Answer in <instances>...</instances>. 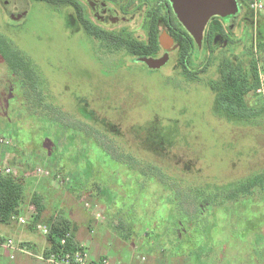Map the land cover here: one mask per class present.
I'll return each mask as SVG.
<instances>
[{"label":"rangeland","instance_id":"obj_1","mask_svg":"<svg viewBox=\"0 0 264 264\" xmlns=\"http://www.w3.org/2000/svg\"><path fill=\"white\" fill-rule=\"evenodd\" d=\"M28 2L27 16L17 22L9 21L0 5L1 36L12 41L40 70L47 82V102L66 114L62 122L69 125L79 121L92 126L95 140L104 147L101 150L96 144L77 143L75 135L59 132L57 128L50 143L39 144V139L28 131L41 127L54 132L53 127L44 125V118L37 123L29 121L24 105L12 112L11 78L0 58V140L7 142H0V166L7 164L15 176L23 179L25 196L21 214L29 219L28 224L36 212L31 197L37 194L42 197L45 218L62 212L77 226L88 222L90 231H94L91 234L103 226L107 242H115L117 237L109 226L107 211L113 191L118 207L123 205L124 210L131 204L123 198L124 194L152 196L156 191L153 186L139 190L136 183L141 177L139 172L130 177L134 184L129 181L125 166L128 160L114 159L118 153L130 154L135 161L161 168L166 176L181 181L179 186L183 188L223 187L264 173V117L247 122L221 116L214 109V96L207 85L209 80L218 78L217 66L224 57L246 60L251 47L258 63H262L258 43L264 38V14H251L243 5L241 18L248 17V21L243 25L240 19L235 24L228 45L215 41L214 52L209 59H203L210 62L207 70L199 74L198 81L189 82L181 69L175 67L174 60L159 71L150 70L141 62H133L123 49L87 37L76 29L69 30L66 7ZM152 125H157L167 144H171L169 154L159 155L145 146L144 136ZM7 129L19 130L21 144ZM142 130L144 134H140ZM95 180L101 187L100 194H95L99 199L91 195ZM152 181L150 178L148 183ZM216 216L222 228L217 234L225 239V234L230 236L236 226V219L255 215L252 211L232 214L220 210ZM27 226L20 227L33 238L30 244L34 245L36 256L41 255L47 247L46 238L36 226L32 229ZM17 227H10L15 236L21 231ZM87 245L92 253L102 250L93 241ZM137 253L139 258L147 256L142 250ZM253 256L251 252L245 264H264ZM33 258L26 257L24 264H44ZM137 263L140 264V259ZM0 264L17 261L6 259Z\"/></svg>","mask_w":264,"mask_h":264},{"label":"trees","instance_id":"obj_2","mask_svg":"<svg viewBox=\"0 0 264 264\" xmlns=\"http://www.w3.org/2000/svg\"><path fill=\"white\" fill-rule=\"evenodd\" d=\"M33 1L44 2L51 6H66L69 2L68 0ZM86 31L113 48L125 50L133 62H138L136 57L151 55L157 47L156 35L153 32L149 34L150 42L146 44L128 35L100 34L90 29ZM216 31L218 28L215 26L209 31L208 53L203 55V59L207 57L209 59V54L215 50L216 45L214 42L213 47L212 36ZM186 35L184 48L186 65H182L181 73L186 81L196 82L199 79V74L207 70L210 62L202 60V63L195 64V58H192L193 40L189 34ZM259 40L258 54L264 63V38ZM0 58L6 65L11 78L12 91L9 96L12 112L16 111L18 106L24 105L29 121L37 123L39 119L44 118V122H46L44 125L53 127L54 132L49 129L48 131L41 130V127H32L28 131V134L39 139V144L50 143L52 134H55V128H57L59 132L64 131V133L69 132L71 135H75L74 140L77 143L96 144L101 150H104L101 143L95 140L93 134L96 131L92 126L79 123V121H74L69 125L62 122V119H66V114L62 113L61 109L54 104L47 102V82L40 70L12 41L2 37L1 34ZM257 64L258 60L251 47L247 52L246 60L240 58L231 60L229 57L220 59L217 66L218 78L209 80L207 85L214 96V109L221 116L230 120L247 122L255 121L260 116L264 117L263 100L256 94L258 87ZM156 126L152 125L147 130L144 136L145 146L148 150H155L159 155L169 154L172 146L167 144L163 133ZM7 127L6 125L3 129L6 130ZM7 131L13 138H16L18 144H21L18 136L19 130L13 132L7 129ZM141 132L140 134H144L143 130ZM87 134L92 137L87 138ZM124 157L128 160L125 165L129 170L128 180L133 181L130 178L131 175H137L136 172H139L141 177L136 182L139 190L153 186L156 191L152 196H141V193L138 196L124 194L123 198L131 202L127 206V210L123 209V205L118 207L117 194L113 191L114 194H112L107 207L110 220L117 221L115 230L123 238L130 239L141 236L143 239L151 241L160 250L161 257L170 259V262L174 264H214V201H233L243 197L244 194L249 196L254 194L252 193L254 189L264 190V173L249 176L223 187L185 185L183 188L179 186L181 181L166 176L165 172L157 166L135 161V158L130 154L118 153L117 156H113L114 159H124ZM150 178L153 181L148 183ZM94 182L91 186L94 189L91 191V195L97 198L95 194H100L101 187L96 180ZM214 190L217 192L214 193ZM24 196L25 187L20 176H15L14 173L9 176L0 175V225L10 224L12 216L19 214ZM31 204L36 211L31 227H35L43 221L49 230L45 237L48 247L43 254L54 250L66 234L69 235L67 250H74L80 246L75 239L74 223L62 212L54 213L44 219L45 209L42 197L33 194ZM137 204L139 208H136ZM21 245L25 246L24 243Z\"/></svg>","mask_w":264,"mask_h":264},{"label":"flooded vegetation","instance_id":"obj_3","mask_svg":"<svg viewBox=\"0 0 264 264\" xmlns=\"http://www.w3.org/2000/svg\"><path fill=\"white\" fill-rule=\"evenodd\" d=\"M64 7L68 9L67 26L69 30L81 31L83 35L99 40L87 33V29L100 34L128 35L143 43L150 42L149 34L156 35L157 47L151 55L136 57L140 59H161L167 56V62L157 71L163 69L168 63L175 61V67L181 69L186 65L185 44L189 34L185 27L177 19L170 0H68ZM44 3V2H43ZM238 12L231 16H212L203 31L201 46L198 47L195 40L192 44V58L195 64L203 60V55L208 53V38L211 28L217 27L213 33L212 42L223 41L226 45L232 41L231 33L236 23L242 19L244 25L248 17H242L243 5L248 8L250 1L237 0ZM47 4V3H45ZM1 8L5 17L11 22H17L27 16L29 11L28 0H0ZM165 36L164 44L161 45V37ZM215 42V45H216ZM175 56H173V54ZM143 63V62H141ZM145 66L146 64L143 63ZM147 67V66H146ZM148 68V67H147ZM149 69V68H148ZM151 70V69H150ZM154 70V71H156Z\"/></svg>","mask_w":264,"mask_h":264},{"label":"crops","instance_id":"obj_4","mask_svg":"<svg viewBox=\"0 0 264 264\" xmlns=\"http://www.w3.org/2000/svg\"><path fill=\"white\" fill-rule=\"evenodd\" d=\"M0 167L10 166H8L7 164H3ZM246 178H242L238 181L244 180ZM216 192L217 190H214V193ZM252 193L254 194H251L250 196L248 194H244L243 197H239L237 200L233 201H214V264H245V260H249L247 258H249L248 255L250 256L251 252L254 255V259L259 258L260 260L264 261V190L254 189ZM220 210H227L232 214L242 211H252L255 216L249 217L250 221L249 218L240 216L238 219H236V221H234L235 223L237 222V224L233 228V231L230 232V236L229 233L225 234L224 239L221 233L220 237L217 234L218 230L222 229L216 220L217 212ZM18 215H22L21 207L19 209ZM110 222L111 225L109 226L117 237V240H115V242H107L108 239L105 238L101 230L103 226H101V229H99V231L91 234V232L94 231H90L91 227L89 228L88 222L85 223V225L81 226H77V224L73 222L75 225L76 242L79 243V245H83L87 249L92 260H99L103 257H106L113 262L120 261L124 264H138L137 260L139 261L140 258L137 252L138 250H142L146 252L147 255L143 256L146 258L145 264H174L170 262V259L162 258L160 250L156 246H154L151 241H147L141 236L125 239L119 234V232L115 230L117 221L110 220ZM27 225V227L29 228L32 226L31 224ZM17 226L19 225L13 222H10L7 227L0 226V238L10 237L13 238L16 242L24 243L25 247L29 250V254L14 253V259L11 260V253L7 251H0V263L6 259H9V261H17V264H24L26 257H34L36 259V254L34 253L36 249H34V245L30 244L31 241H33V238H30L29 233L24 231V229H22L20 226ZM10 227L12 229H15V227L19 229L21 228V231L18 234L16 233L15 236L14 233L10 231ZM32 228L33 227H31V229ZM98 232H100L101 235L99 234L98 236ZM88 241H93V243H95V246L98 249L102 250L92 253L88 248ZM106 248H108L107 251H105ZM135 249L136 251H134ZM111 255L114 258H112ZM18 260L20 261L18 262Z\"/></svg>","mask_w":264,"mask_h":264},{"label":"built area","instance_id":"obj_5","mask_svg":"<svg viewBox=\"0 0 264 264\" xmlns=\"http://www.w3.org/2000/svg\"><path fill=\"white\" fill-rule=\"evenodd\" d=\"M250 10L253 14H264V0H250L249 3ZM257 77H258V87L256 89V94L261 97L264 104V64H257ZM1 143L6 144L7 142L3 139L0 140ZM40 174V169L37 171ZM14 172L10 167H0V175H12ZM87 208L88 204L85 205ZM36 215H33V220ZM32 220V221H33ZM11 222L16 223L19 226H25L28 224L29 219L23 215H14L11 218ZM37 229L47 237L48 227L45 224H37ZM68 234L63 237L54 250L48 252L47 254H41L36 256L39 261L44 264H123L121 262H113L109 258L103 257L99 260H92L89 256L87 249L80 245L74 250H67V238ZM0 251H7L10 254V259H14V253H24L29 254V250L22 246L20 242H16L13 238H0ZM146 258H140V264H145Z\"/></svg>","mask_w":264,"mask_h":264},{"label":"water","instance_id":"obj_6","mask_svg":"<svg viewBox=\"0 0 264 264\" xmlns=\"http://www.w3.org/2000/svg\"><path fill=\"white\" fill-rule=\"evenodd\" d=\"M172 9L185 27L187 32L195 40L198 47L201 46L204 28L212 16L226 17L238 12L237 0H170ZM165 36L161 37V45ZM167 56L161 59H140L151 70L159 69L167 62Z\"/></svg>","mask_w":264,"mask_h":264}]
</instances>
